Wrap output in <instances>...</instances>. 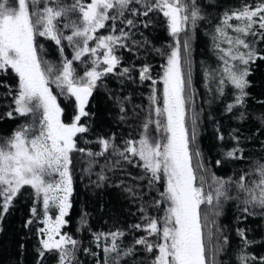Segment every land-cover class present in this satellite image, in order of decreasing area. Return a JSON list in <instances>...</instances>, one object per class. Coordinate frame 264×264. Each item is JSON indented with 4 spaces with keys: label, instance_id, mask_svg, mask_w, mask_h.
<instances>
[{
    "label": "snow or ice",
    "instance_id": "obj_1",
    "mask_svg": "<svg viewBox=\"0 0 264 264\" xmlns=\"http://www.w3.org/2000/svg\"><path fill=\"white\" fill-rule=\"evenodd\" d=\"M133 4L144 10L141 12ZM128 12L144 17L151 12L162 13L170 35L176 38L161 77L162 107H155L156 119L146 120L140 138L125 141L122 151L109 139L101 137L98 143L102 151L88 153L89 156H100L112 148L125 160L138 157L143 169L151 173L149 184L153 181L163 182L164 191L155 204L168 205L165 215L160 218L145 216L148 223L134 225L147 233L135 240V244L143 245L148 253L157 252L152 264H208L202 238V204L212 205L215 200L219 206L222 197L239 199V194H243L244 211L250 215L257 214L250 211V206L252 209L258 208L259 214L264 215V162L255 163L251 172L256 173L257 178L250 182L246 178L251 172L241 175L239 181H233L231 177L227 181L213 177L215 188L208 192L204 190L202 177L197 185L190 149L196 133L193 128L189 137L186 127V94L192 86L190 32L204 19L195 0H72L71 3L66 0H0V72L11 70L18 78L13 95L15 108L6 115L10 118L13 113L21 117L32 116L31 122L20 125L0 144V219L9 212L14 198L24 186H30L36 197L42 198L44 226L38 229L42 238L37 249V264H43L42 258L48 252H58L57 264H78L79 241L60 231L67 222L65 216L72 206L71 153L74 150L85 151L77 149V134L89 131L82 118L91 115L86 111V105L97 81L112 73L121 63V58L115 52L118 47H126L123 41L129 37V33L121 28L120 34L116 35V22H124ZM233 20L237 23H231ZM109 21L112 22V32L97 35L98 30H107L106 22ZM126 23L133 25V20L128 19ZM256 24L264 30V2L257 3L255 7L245 4L241 9L225 12L214 31L213 45L218 50L221 63L216 69H206L205 78L210 83L218 80L217 91L221 94L225 91V84L234 86L239 91L235 104H241L247 96L248 65L257 59H264V55L244 38L257 35L253 31ZM229 30L235 35H231ZM181 34L185 37L183 57L179 40ZM39 38L55 42L61 53L65 50L63 42L66 41L72 49V58L63 59L60 65L44 60V46ZM90 41L95 46H90ZM222 44L227 47H222ZM241 48L246 51H241ZM101 50L102 57L99 55ZM86 54L91 57L90 60L82 59ZM74 61H80L85 66L83 75L73 66ZM101 65H104L103 69L98 70ZM130 71V68H123L120 74ZM139 72L141 80L151 79L149 65L143 66ZM50 84H55L62 95L66 89L67 95L75 98L76 114L70 123L61 119L63 109ZM9 95H12L11 90ZM150 99L152 104H157L160 99L155 89ZM233 107V104H229L228 110L231 111ZM152 124L159 138L152 136ZM237 151L242 152L237 148L226 155L234 157ZM199 155V151H196L195 156ZM198 166L203 167L202 164ZM100 178L104 179L103 176ZM233 183L237 197L228 195V188ZM52 209L58 210L54 219L49 215ZM31 212L34 217L38 214L36 207ZM33 222L30 219L28 224ZM123 235L119 230L94 234L95 241L101 237L111 239L110 246L103 248V264H109L112 253L116 254L115 264H119L121 255L133 253L132 248L122 254L118 251L120 246L117 241ZM239 235L243 237L244 232L239 231ZM151 236L159 237L162 242H150L148 237ZM244 243L252 242L245 240ZM84 252L96 255L87 248ZM239 259L241 264H249L256 257L242 254ZM259 262L264 264V256L259 258Z\"/></svg>",
    "mask_w": 264,
    "mask_h": 264
},
{
    "label": "trees",
    "instance_id": "obj_2",
    "mask_svg": "<svg viewBox=\"0 0 264 264\" xmlns=\"http://www.w3.org/2000/svg\"><path fill=\"white\" fill-rule=\"evenodd\" d=\"M71 3L72 0H66ZM87 2V0H86ZM201 9L203 20L190 32L189 58L191 60L192 86L187 92L186 127L189 137L195 128V141L190 143L193 153L192 165L197 176L204 180L205 192L215 188L213 177L227 181H239L244 173H249L256 162H264V59H257L248 65L249 86L245 89L247 96L241 104H235L239 91L231 84H225V91H217V84L210 83L205 78L206 69H216L220 65L218 50L213 45V35L225 12L241 9L245 4L255 7L264 0H195ZM138 7L142 12L144 9ZM128 19L133 25H127ZM107 23V30H98L97 35H108L112 32V22ZM129 33L123 41L126 47H118L115 55L121 58V63L112 73L102 76L97 81L86 105V111L91 115L82 118L89 131L78 133L77 149L71 153L70 171L73 177V192L70 197L71 208L68 210L67 221L60 229L79 241L77 251L78 264H103L105 245L111 244L110 237H101L95 241L94 234L110 233L117 230L124 233L118 238V251L122 254L132 248L129 256L121 255L119 264H152L156 251L148 253L143 245H136L135 240L147 233L143 228L136 229V224L145 225L149 221L144 217L160 218L165 215L166 203L157 206L160 193L164 191L163 182L153 181L150 172H146L138 157L125 160L109 148L100 156H89L88 153L102 151L98 143L101 137L109 139L117 149L123 150L125 141L138 140L143 132V125L149 118L155 120L154 109L162 107L163 75L167 56L176 44V38L170 35L166 20L160 12H151L147 17L133 16L126 13L124 22H116L115 34L119 29ZM264 30L260 29L257 39L251 41L257 52L264 55ZM181 34V54L183 57V40ZM134 41L138 43H134ZM44 46V60L60 65L61 58L71 59L73 52L64 43V52L59 51L55 42L39 38ZM222 47H227L222 44ZM241 51H246L241 48ZM89 59L86 54L85 58ZM91 59V58H90ZM150 66L151 79L141 80L139 70ZM74 67L83 75L85 66L80 61H74ZM243 67V66H242ZM123 68L131 71L121 75ZM156 83L153 84L152 81ZM18 78L11 70L0 72V144L11 136L20 125L28 123L29 116L21 117L13 113V95ZM57 102L63 109L61 119L70 123L75 112V99L64 94L50 84ZM155 89L160 99L152 104L150 97ZM12 95H9V92ZM233 104L231 111L228 105ZM152 136L159 138L155 125H150ZM87 141V143H86ZM237 151L234 157H228L227 152ZM199 151L200 155L195 156ZM130 156V154H129ZM217 161H220L217 164ZM203 165L199 167L198 165ZM103 176L104 179L100 177ZM256 173L246 179H255ZM228 195L237 197L235 184L228 188ZM244 196L239 199H220L212 205H201L202 238L207 253L208 264H241L239 257L243 255L256 257L249 264H260L259 258L264 256V215L258 208L252 209L255 215L244 211ZM36 207L38 214L34 217L31 209ZM218 213V214H217ZM49 214L54 217L56 209ZM34 220L28 224L29 220ZM43 201L37 198L30 186H24L14 198L8 213L0 219V264H37V249L42 238L38 229L43 227ZM162 227V225H158ZM244 236L239 235V231ZM150 242H162L159 237H148ZM252 243L245 244L244 241ZM99 245V246H97ZM91 253H85L84 249ZM58 252L45 254L43 264H57ZM115 253L110 254L109 264H115Z\"/></svg>",
    "mask_w": 264,
    "mask_h": 264
},
{
    "label": "rangeland",
    "instance_id": "obj_3",
    "mask_svg": "<svg viewBox=\"0 0 264 264\" xmlns=\"http://www.w3.org/2000/svg\"><path fill=\"white\" fill-rule=\"evenodd\" d=\"M231 23L236 24L237 21L233 20V21H231ZM261 30H262V29H261ZM253 31H255V32L257 33V35H255V36H251V35H249V36L244 37V38L246 39V41L249 42L250 44H252V43H251L252 40L257 39V37H259V35H260V29H259V27H258V24H256V25L253 26ZM229 32H230L231 35H235L234 33L231 32V30H229ZM89 45H90V46H95V43H94L93 41H90V42H89ZM102 52H103V50H101L100 53H99V55H101V57H102ZM90 58H91V57H89L88 60H90ZM63 59H65V57L61 58V62H62ZM66 59H67V58H66ZM103 67H104V65H101V66L99 67L98 70H102ZM49 87H50V85H49ZM50 88H51V87H50ZM53 94H54V93H53ZM73 98H74V97H73ZM74 99H75V98H74ZM31 120H32V116L29 115L28 123L31 122ZM33 190H34V189H33ZM57 214H58V210H57ZM49 215H50V214H49ZM52 218L54 219L55 216L52 217ZM43 226H44V225H43ZM45 238H46V237H45ZM57 238H58V237H57Z\"/></svg>",
    "mask_w": 264,
    "mask_h": 264
}]
</instances>
